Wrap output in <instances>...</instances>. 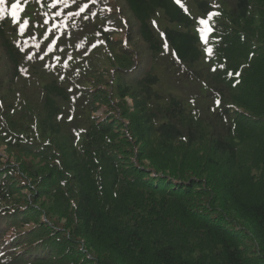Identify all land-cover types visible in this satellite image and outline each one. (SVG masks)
<instances>
[{
    "label": "trees",
    "instance_id": "obj_1",
    "mask_svg": "<svg viewBox=\"0 0 264 264\" xmlns=\"http://www.w3.org/2000/svg\"><path fill=\"white\" fill-rule=\"evenodd\" d=\"M84 2L0 5V264H264V0Z\"/></svg>",
    "mask_w": 264,
    "mask_h": 264
},
{
    "label": "snow or ice",
    "instance_id": "obj_2",
    "mask_svg": "<svg viewBox=\"0 0 264 264\" xmlns=\"http://www.w3.org/2000/svg\"><path fill=\"white\" fill-rule=\"evenodd\" d=\"M6 2V0H0V5H4ZM70 2L72 4H75L76 3V0H52V3L49 5V7H56L58 4H63L65 7H69L70 5ZM99 2V0H86V2L84 3H81L78 7V10L74 11V12H68L67 15L68 16H73V17H79L81 16L82 13H86L89 11L90 7L93 5V4H97ZM37 3H42V0H37ZM176 3L177 4H180L181 7H184V5L181 3V0H176ZM215 7H218V5H215ZM18 9L20 11H22L23 9L20 7L19 3H13L11 5V13H10V16H11V19H12V23L14 26H17L19 25L18 27V31L20 34H23L25 32V30L27 29L28 27V22L27 21H24L23 23H21L20 21V17L18 15ZM185 11H187L186 8H184ZM107 11H111V9H107ZM5 12V9L3 7H0V18H6V17H3V14ZM45 16H47L48 14L45 13L44 14ZM55 15H63V11H59L57 12ZM90 15L95 18L96 16V13L95 12H90ZM220 15V13L218 12H209L207 14V18H199L197 23L198 25H200V27H198L197 31L199 32V35H200V40L203 42V44L206 46L205 47V53L208 55V56H211L213 54V49L212 47L210 46L209 44V35L214 31V27L211 25L210 21L212 20V18L214 16H218ZM85 20H87L89 18V15H84L83 17ZM45 24L48 23V20L46 19L44 21ZM153 24L155 25L156 22L153 21ZM64 27H67V21L64 22ZM53 27H56V28H59L60 26L59 25H53ZM111 29H105V31H110ZM49 34H52V28H49L46 33H45V36H44V39H48V35ZM63 34V33H62ZM97 35H100V33H97ZM161 36L163 37L164 34L161 33ZM60 39V36H55V39H53L49 44L46 45V48L48 49V51H55L56 49V44H57V41ZM25 43H27V41H25ZM98 43H102L101 42H97V43H93L91 44L89 47L91 48H95L98 46ZM83 45H84V42H81V43H78L76 45L77 48H83ZM19 46V45H18ZM37 48H39V44H36L35 45ZM164 47H165V50H167V41L165 40V44H164ZM21 51H24L23 48H21ZM60 51H63V49H60ZM32 56L29 55L28 56V59H31ZM40 59H44V56H40ZM55 59L57 61H60V57L57 56L55 57ZM68 60H71L72 57L71 56H68L67 57ZM47 66V65H46ZM65 67L67 66V61H65ZM220 69L221 70H225V65L224 64H221L220 65ZM211 71L215 72L217 71V69L215 67H213L211 69ZM227 76L228 77H239L240 73L239 72H235L233 73L232 71H227L226 72ZM63 79V77H61ZM239 81L236 80V83H238ZM194 103V101H193ZM217 105L220 104V101L219 100H216L215 102ZM77 135H79L77 133Z\"/></svg>",
    "mask_w": 264,
    "mask_h": 264
},
{
    "label": "rangeland",
    "instance_id": "obj_3",
    "mask_svg": "<svg viewBox=\"0 0 264 264\" xmlns=\"http://www.w3.org/2000/svg\"><path fill=\"white\" fill-rule=\"evenodd\" d=\"M202 49L204 51V58L203 60L201 61V65L203 67H214L216 66L217 64V58H216V55L212 54L211 56H208L206 53H205V47L202 46Z\"/></svg>",
    "mask_w": 264,
    "mask_h": 264
}]
</instances>
